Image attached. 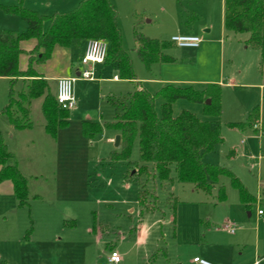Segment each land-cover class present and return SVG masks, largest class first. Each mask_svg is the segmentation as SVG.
<instances>
[{"label":"rangeland","instance_id":"374dc122","mask_svg":"<svg viewBox=\"0 0 264 264\" xmlns=\"http://www.w3.org/2000/svg\"><path fill=\"white\" fill-rule=\"evenodd\" d=\"M75 1L52 0L51 4L71 12L81 0ZM20 2L27 8L26 0H0V5ZM118 6L123 48L138 81L152 94L161 89L162 81L203 91L208 84H217L210 80L217 79L220 69L223 71L221 115L215 119L224 142L206 154L204 163L232 171L252 195L258 196L260 190L264 194V65L260 52L246 45L248 34L225 29L224 0H193L182 6L177 0H122ZM185 11L200 18L186 26ZM4 18L22 20L0 8V28L14 27ZM204 30L209 31L212 41L202 44V40L199 47L207 50L198 56L195 52L199 49H185L171 42L172 37L181 35L202 38ZM136 33L170 43L165 53L175 62L147 68L136 52ZM82 45L73 42L64 49L75 55L76 64ZM24 55L27 68L28 54ZM20 67L25 69L22 62ZM115 75L119 76L116 67L96 65L94 80L75 81L76 105L69 111L68 125L58 128L56 136L45 129L42 98L32 103L31 131L13 126L11 136L8 120L1 113L9 101L10 82L0 79V135L18 169H23L29 193V206L7 203L6 210H1L0 262L106 264L112 252L121 256L118 264H194L195 257L212 264H232L258 256L264 250V226H259V240L250 229L258 228L264 200L247 210L228 177H222L208 195L180 183L175 167L173 182L161 181L152 170L149 175H138V168L144 164L138 138L132 143L130 159H117L121 148L115 144L121 132L111 126L115 118L112 101H127L134 84L112 81ZM22 88L18 81L14 93ZM52 92L55 94L53 85ZM161 103L158 98L159 115ZM256 107L260 116L255 126L244 130L229 126L245 123ZM182 111L202 120L213 119L205 115L203 105L187 100L173 105L175 116ZM84 122L98 123L101 133L86 137ZM221 185L227 196L224 203L217 198ZM143 189L154 194L147 197L153 211L146 212L140 206L138 196ZM227 222L235 225V234L224 228Z\"/></svg>","mask_w":264,"mask_h":264},{"label":"trees","instance_id":"16d2710c","mask_svg":"<svg viewBox=\"0 0 264 264\" xmlns=\"http://www.w3.org/2000/svg\"><path fill=\"white\" fill-rule=\"evenodd\" d=\"M177 1L182 6L183 3L193 0ZM0 8L6 14L17 15L27 23V30L23 33L0 30V77L10 79L9 101L1 113L8 118L12 126L19 130L32 128L31 106L33 101L42 98L41 110L46 131L56 136L58 128L66 127L69 111L59 106L56 94L52 92L43 75L36 70V66L50 60L58 46L69 48L73 42L82 44L88 39H103L109 44L103 65L116 67L120 80L134 84L133 93L127 101H112L115 118L111 126L121 132V152L116 154L117 159L129 160L132 143L138 138L140 158L144 163L138 168V175H149L152 170L161 181L173 182L172 168L175 167L180 183L190 184L194 190L203 191L208 195L213 193L222 177H228L247 208L255 202L254 196L232 171L219 165L204 163V156L224 142L219 123L202 120L188 111H182L176 116L173 112V105L178 100H187L203 105L207 117H220L222 87L219 84H208L205 90L198 91L192 86L167 85L156 94L149 92L138 81L132 60L123 48L119 12L111 0H82L73 11L51 16L28 9L22 2L13 6L0 5ZM185 12L186 17L188 15L186 26L192 25L200 18L194 12ZM45 23H48V26L44 30ZM224 26L227 31L248 34L245 43L260 52L263 66L264 0H225ZM27 40H35L36 45L27 52V68L21 70L19 60L25 51L20 45ZM135 41L136 52L147 68L150 69L156 63L175 62L173 57L165 53L171 46L170 43L139 33H136ZM18 81L22 82L23 88L16 95L14 86ZM158 98L162 99L160 115L156 110ZM259 116V108L256 107L245 123H229V126L244 130L255 126ZM101 131L98 123L83 124V133L88 138H93ZM0 166V183L12 181L18 206H29L27 178L18 169L14 155L8 150L1 135ZM148 196L153 198L154 194H149L144 189L139 191V203L146 212L155 209L149 207ZM217 198L220 202L225 201L226 192L223 186L218 188Z\"/></svg>","mask_w":264,"mask_h":264},{"label":"crops","instance_id":"0c3cea01","mask_svg":"<svg viewBox=\"0 0 264 264\" xmlns=\"http://www.w3.org/2000/svg\"><path fill=\"white\" fill-rule=\"evenodd\" d=\"M51 1L52 0H29V2H32L31 4H29V3H27V0H26L25 4H26V6H27L28 9L37 11L40 14L46 15V16H51V14L60 13V12H62V13L68 12V11H63L65 9H60L61 7H59V8L58 7H55L54 4H51V3H53ZM111 1L113 2L114 6L117 8V10L119 12V17H120V12L121 11H120V8L118 6V3L121 4L122 0H111ZM75 2L77 3L78 0H76ZM2 20L3 21H6V22H11V23L14 24V27H1L0 30H2V31H10V32H14V33H20V32H24L27 29V23L24 20H17V19L15 20V18H13V19L11 18L9 20H7V18L6 19L4 18ZM47 26H48V23H45L44 24V30L47 28ZM203 34L204 35H202V38H201L203 40L202 44H204L206 42L209 43L210 41H212L211 35L209 34V31L208 30H204L203 31ZM85 43H86V41L83 42V45H82L81 49L79 50V59H78V62L79 63L77 62V64L74 63L75 62V55L74 54L71 55L72 52L70 50H68L69 52H65L64 49H66V48L59 47L58 46V47H56L54 49L53 54H52V57H51L50 60H48L45 64L37 65L36 66V70L40 74H42L43 77L48 81L51 90H52V85H53V87L55 88V94L57 92V79L62 78V77H75V76L78 75V72L83 69V66L81 64V58H82V56L84 54V51H85ZM35 45H36V41L35 40H27V41H23L21 43L20 47L27 54V52L31 51L35 47ZM79 45H81V44H79ZM203 48H204V46L202 48L201 47H198L197 48L200 51V52L199 51L198 52H195V53H197L196 54L197 56L199 54H201L203 51L207 50V48H205L204 50H202ZM185 49H191V48H185ZM25 59H26V56L25 55L24 56H20V60H19V64L20 65L19 66H21V62H22V68H25L26 67ZM55 61H56V64H55ZM20 69H21V67H20ZM25 69H21V70H25ZM103 70L104 69H101L100 68V71H103ZM0 79H2L4 81H9L10 82V79L9 78L0 77ZM111 80L112 81H115V82L121 81L118 78L117 75H115ZM210 82H213V83L216 82L219 85H224V75H223V71L220 69V73H219V76L217 77V79L210 80ZM161 85H162L161 88H163V87H165L167 85H175V84H170L169 82H163L162 81ZM230 85L231 84L228 83V86H230ZM175 86H179L180 87V84H176ZM2 115L5 116L4 114H2ZM7 120H8V118H7ZM209 121H211V122H218L217 119H215V118H213L212 120H209ZM8 124H9V127H10L9 133L10 134L14 133L13 132L14 131L13 126L10 124L9 120H8ZM28 131H31V130L29 129ZM11 136H14V135L12 134ZM112 140L113 139H111V141ZM205 156H204V159H203L204 162H205ZM14 162L16 163V165L18 164L15 160H14ZM206 164H208V163H206ZM1 169H2V167L0 166V171H1ZM21 171H23V169H20V172ZM221 186H223V185H221ZM221 186H218V188L221 187ZM252 196H254V195H252ZM254 198H255V202L254 203L258 202V200H264V194L260 190L258 196H254ZM226 200H227V196H226L225 201ZM225 201H223V203ZM240 202H241V200H240ZM7 203H10V206L12 204H17L18 205V201L16 199L15 192H14V185H13L12 181H10V180H6V181H4L3 183L0 184V214H4V212H1V210L2 211L3 210H6ZM253 204L249 208H247L242 203V205L245 206V208L247 210L251 209V207L253 206ZM248 215H250V213H248ZM259 217H261V219L260 218L257 219V220H259V222H258L259 223L258 228H256V229H250L252 231L253 230L255 231L256 240H259L260 239V232L261 231H260L259 226L260 225L261 226H264V220L262 219V217H264V214L263 215H260V211H259ZM228 224L232 225L235 228V232H236L235 225L234 224H231L230 222H227L225 224L224 228L226 229V225H228ZM227 231L230 234H235V232L234 233H231L229 230H227ZM263 263H264V250L261 253H258V256L255 255L254 257H251L248 260H245V261H242V262H237V263L236 262L235 263L233 262L232 264H263Z\"/></svg>","mask_w":264,"mask_h":264},{"label":"built area","instance_id":"2783aa9c","mask_svg":"<svg viewBox=\"0 0 264 264\" xmlns=\"http://www.w3.org/2000/svg\"><path fill=\"white\" fill-rule=\"evenodd\" d=\"M171 42L182 48L196 49L200 46L202 39L193 35H181L174 36ZM109 44L103 39H88L85 43V51L81 58V64L86 69L78 72L75 77H62L57 79V92L56 97L59 106L63 110L70 111L76 105V99L73 93V85L77 79L94 80L95 66L103 65L108 55ZM260 215L263 212L260 211ZM226 229L231 233L235 232V228L228 224ZM122 260L121 256L117 252H112L109 262L107 264H118ZM194 264H212L206 260L198 257L194 258Z\"/></svg>","mask_w":264,"mask_h":264},{"label":"water","instance_id":"95a60500","mask_svg":"<svg viewBox=\"0 0 264 264\" xmlns=\"http://www.w3.org/2000/svg\"><path fill=\"white\" fill-rule=\"evenodd\" d=\"M207 103H209V101L207 102ZM120 141H121V137H117V139H116V147H119V145H120Z\"/></svg>","mask_w":264,"mask_h":264}]
</instances>
